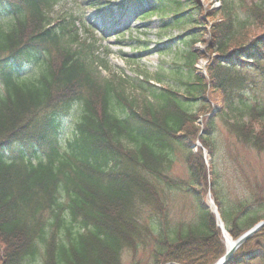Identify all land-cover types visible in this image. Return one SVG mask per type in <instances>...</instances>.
Instances as JSON below:
<instances>
[{
	"label": "trees",
	"instance_id": "16d2710c",
	"mask_svg": "<svg viewBox=\"0 0 264 264\" xmlns=\"http://www.w3.org/2000/svg\"><path fill=\"white\" fill-rule=\"evenodd\" d=\"M57 1L0 0V21H6L0 27V264H121L123 250L139 247L150 248L148 264L214 263L225 248L205 203L208 191L231 237L264 219V199L253 190L225 205L214 163L216 118L235 140L264 154V106L243 99L241 75L250 68L264 72V0L240 2L243 16L234 0H216L220 5L211 9L199 0H172L177 10L162 26H188L170 40L190 48L182 67L171 68L178 85L140 80L138 95L124 91L123 79L100 77L90 53L75 47V17L48 15ZM129 2L140 6L141 18L164 10L161 0L158 8L148 0L116 7L125 10ZM100 12L109 15L112 7ZM250 23L261 33L248 36ZM206 34L203 72L192 45ZM45 54L36 76L20 75ZM77 103V119L61 140ZM175 151L184 154L185 181L168 175ZM178 189L195 203L187 221L167 212V192ZM145 207L151 213L143 219ZM226 264H264V226Z\"/></svg>",
	"mask_w": 264,
	"mask_h": 264
},
{
	"label": "rangeland",
	"instance_id": "374dc122",
	"mask_svg": "<svg viewBox=\"0 0 264 264\" xmlns=\"http://www.w3.org/2000/svg\"><path fill=\"white\" fill-rule=\"evenodd\" d=\"M122 0H58L48 9V15L55 21L62 16L69 14L75 17V28L78 33V44L76 48L88 51L96 61L95 66L100 72L101 78H107L118 83L123 79L122 87L128 94L138 95L135 84L140 80H149L161 85H178L177 75L171 72V68L182 67L183 53L189 48L179 40L171 41L174 37L188 31V26L163 28L162 22H169L171 12L177 10L172 0H161L164 10L151 13L148 17L141 18L144 12H140V6L129 2L125 10L116 7ZM159 0H148L149 7H159ZM204 8L211 9L219 6L215 0H199ZM236 10L241 16L245 14L240 2L249 3L254 0H234ZM112 7L111 14H102L101 9L107 6ZM184 8V7H182ZM5 20L0 21V27L4 28ZM248 36L261 33L262 27L247 25ZM170 40V41H169ZM210 40V35H205L201 42L192 45L197 54L202 56L195 64L198 69L204 72V65L207 62L205 42ZM190 49V48H189ZM51 52V51H50ZM52 53V52H51ZM43 55L42 61L26 66L20 75L29 77L36 76L44 67L49 57ZM46 57V58H45ZM45 58V59H44ZM264 67V60L260 61ZM245 76L243 91L248 96H242L248 101H256L264 106V72L260 69H248L242 72ZM159 78V79H157ZM4 93V86L0 83V95ZM253 99H252V98ZM80 105L74 106L69 115L64 120V130L60 134V139L67 137L73 127ZM218 102L211 103V108L216 109ZM196 106L194 105L192 109ZM204 113L199 115L198 125L203 123ZM216 133L214 139L217 141V153L214 157L217 182L220 194L224 197L225 205L231 206L244 197L252 194V190L264 199V154L252 147L243 146L235 140L234 135L228 130V126L219 118H216ZM196 142V146H199ZM47 149L40 152L44 159ZM204 162L207 168L210 166L208 152L202 149ZM172 164L168 175L173 179L185 181L188 178L184 154L175 151L171 155ZM184 186V185H183ZM168 195V196H167ZM166 207L169 218L173 220H189L193 218L195 203L183 189L175 192H167ZM213 199V196L211 195ZM205 203L209 204V197L206 194ZM151 210L144 208L141 217L146 219ZM224 240V239H223ZM150 248L139 247L136 253L130 252L128 248L123 250L120 263L131 264L140 261L148 264L146 260L149 256ZM170 264V263H169Z\"/></svg>",
	"mask_w": 264,
	"mask_h": 264
},
{
	"label": "water",
	"instance_id": "95a60500",
	"mask_svg": "<svg viewBox=\"0 0 264 264\" xmlns=\"http://www.w3.org/2000/svg\"><path fill=\"white\" fill-rule=\"evenodd\" d=\"M208 196L209 193L207 194ZM209 207L211 208V212L213 213V216L215 217V224L220 229L222 237H224L225 234H227L229 237L226 228L223 225V221L221 219V216H219L218 213V207L214 205L213 199L209 198ZM264 226V219L259 220L258 222L254 223L253 226L247 230H245L241 235H239L237 238H232V241L228 246L225 244V251L218 258L217 261H215L212 264H226L232 257L233 253L239 248L241 244H243L244 241L251 238L255 232L259 231Z\"/></svg>",
	"mask_w": 264,
	"mask_h": 264
},
{
	"label": "snow or ice",
	"instance_id": "6c2138e0",
	"mask_svg": "<svg viewBox=\"0 0 264 264\" xmlns=\"http://www.w3.org/2000/svg\"><path fill=\"white\" fill-rule=\"evenodd\" d=\"M5 71V61L0 59V74Z\"/></svg>",
	"mask_w": 264,
	"mask_h": 264
},
{
	"label": "bare ground",
	"instance_id": "6f19581e",
	"mask_svg": "<svg viewBox=\"0 0 264 264\" xmlns=\"http://www.w3.org/2000/svg\"><path fill=\"white\" fill-rule=\"evenodd\" d=\"M231 241H232V238H230L227 234H225L224 235V242H225L226 246H228Z\"/></svg>",
	"mask_w": 264,
	"mask_h": 264
}]
</instances>
